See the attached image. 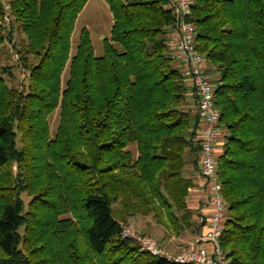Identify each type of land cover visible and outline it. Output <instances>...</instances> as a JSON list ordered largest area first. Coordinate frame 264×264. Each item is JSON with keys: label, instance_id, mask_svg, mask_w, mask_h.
<instances>
[{"label": "trees", "instance_id": "obj_1", "mask_svg": "<svg viewBox=\"0 0 264 264\" xmlns=\"http://www.w3.org/2000/svg\"><path fill=\"white\" fill-rule=\"evenodd\" d=\"M87 1L0 2V46L15 24L26 72L9 86L0 66V264H193L121 236L136 214L153 213L175 232L205 225L187 206L202 180L200 121L169 56L170 1L104 0L112 24L101 56L85 27L71 53ZM187 20L224 131L220 247L228 264H264V0H192Z\"/></svg>", "mask_w": 264, "mask_h": 264}, {"label": "built area", "instance_id": "obj_2", "mask_svg": "<svg viewBox=\"0 0 264 264\" xmlns=\"http://www.w3.org/2000/svg\"><path fill=\"white\" fill-rule=\"evenodd\" d=\"M169 1L176 20V30L167 41L169 56L196 97V113L200 121L198 164L201 189L209 215L205 231L194 239L193 245L174 254L159 246L152 237L139 234L131 226L122 225L121 236L132 239L149 254L167 260L228 264L219 243L226 220V203L222 197V183L217 169V155L224 131L219 124L220 111L214 101L215 84L205 58L196 50L195 26L187 20L192 0Z\"/></svg>", "mask_w": 264, "mask_h": 264}, {"label": "rangeland", "instance_id": "obj_3", "mask_svg": "<svg viewBox=\"0 0 264 264\" xmlns=\"http://www.w3.org/2000/svg\"><path fill=\"white\" fill-rule=\"evenodd\" d=\"M0 2L6 6L9 0H0ZM111 24L112 15L109 11L107 3L104 0H88L82 11L78 14L75 22L74 30L71 36V53L74 52L77 45L80 29L85 27L89 32L95 56H101L103 54V39L110 37ZM11 30L12 35L10 40L6 39L5 43L0 46V66L8 67V71L2 75L6 83L9 86L19 87L25 80L26 72L19 60V53L17 52V49L23 48L24 40L23 35L15 24L12 25ZM66 77L67 68L62 74V83L65 82ZM58 119L59 110L55 109L48 116L51 136H53L56 131ZM129 148L135 154L134 146L130 145ZM22 198L25 201L27 200V197L24 194H22ZM112 208L114 210L119 209V205L113 204ZM192 210L194 212L196 211L194 209ZM127 219L128 220L126 222H122V225L131 226L139 234L152 237L156 242L158 241L157 243L159 246L168 250L172 254L177 253L174 252V250H176V246L188 248L198 236L196 235L198 234L197 231L191 230L188 227H182L178 232L169 229V227H167L163 222L156 219L153 216V213L145 216L136 214L134 216H129ZM195 220L199 224L202 219L200 217H196ZM163 239L165 242H169L172 247H164L161 243L164 241ZM171 248L174 249L172 250Z\"/></svg>", "mask_w": 264, "mask_h": 264}, {"label": "crops", "instance_id": "obj_4", "mask_svg": "<svg viewBox=\"0 0 264 264\" xmlns=\"http://www.w3.org/2000/svg\"><path fill=\"white\" fill-rule=\"evenodd\" d=\"M201 182H202V180H200L198 182L197 186L190 187V189L188 190L189 191V196L187 198V201H188L187 202V206L192 208V209H194V210H196L195 211L196 213L194 214V217H198V218L200 217L202 219L200 224L205 221L204 222L205 225L201 226L198 229V234H196V235H200V234H202L205 231V229H206V220H207L208 215H209V209L206 206L205 198L203 196V192H202V189H201L202 188L201 187ZM161 243H162V245L164 247H172V245L169 244V242H165V240L163 242H161ZM192 245H193V243L188 248H190ZM182 248L183 247H180V246L177 247L176 246L175 247L176 250H174V252H179L180 250H182ZM171 249L173 250L174 248H171ZM183 249H187V248H183Z\"/></svg>", "mask_w": 264, "mask_h": 264}]
</instances>
